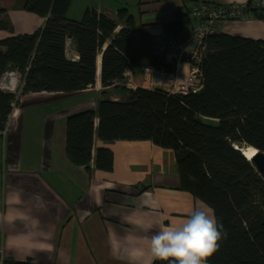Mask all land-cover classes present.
Wrapping results in <instances>:
<instances>
[{"label":"trees","instance_id":"1","mask_svg":"<svg viewBox=\"0 0 264 264\" xmlns=\"http://www.w3.org/2000/svg\"><path fill=\"white\" fill-rule=\"evenodd\" d=\"M71 2L24 0L23 10L45 19L43 27L0 40V75L14 70L24 80L17 98L0 92V132L23 95H69L93 86L100 54L101 86L124 98L102 99L95 110L66 119L67 159L89 173L95 134L102 142L148 141L170 150L179 190L208 206L225 233L207 264H264V180L235 149L264 152V41L221 33L208 36L198 64L202 87L196 93L169 95L159 89L129 88L126 74L139 77L144 67H165L153 54L154 37L136 26L125 8L118 9L114 19L89 8L80 21L69 20ZM259 11L247 3L251 17L264 19ZM5 13L0 8V30L11 32ZM188 25L179 9L163 31L176 38ZM68 40L76 61L66 56ZM94 168L112 171L113 154L108 148L96 149ZM4 264L33 263L7 258Z\"/></svg>","mask_w":264,"mask_h":264},{"label":"crops","instance_id":"2","mask_svg":"<svg viewBox=\"0 0 264 264\" xmlns=\"http://www.w3.org/2000/svg\"><path fill=\"white\" fill-rule=\"evenodd\" d=\"M248 0H72L67 18L80 21L86 9H94L114 19L116 11L125 8L154 38L165 36L163 25L171 23L177 10L185 11L193 4L225 6L245 4ZM24 0H0V8L11 26V32L0 30V40L31 34L41 29L45 19L23 10ZM128 6H133L134 14ZM259 14L264 18V0ZM121 28L117 26L115 32ZM219 33L264 41V19L247 18L221 26ZM169 37V36H168ZM66 56L78 59L72 43L66 42ZM100 57V54L98 55ZM96 58L93 86L74 94L29 93L19 98L0 132V213L10 211L6 200L22 190L25 207L39 216L45 233L29 251L10 248L9 239L25 231L20 223L0 225V241L6 257L16 262L31 260L33 264H128L112 251L109 238L113 233L150 237L160 227L180 222L193 207L206 206L179 190V177L173 153L151 142H102L93 139L90 172L73 165L65 155V122L69 116L95 110L97 103L108 98L124 97L104 89ZM165 63L170 71L173 65ZM100 63V58H99ZM181 74L189 67L180 65ZM14 71V70H8ZM126 86L129 74L125 75ZM139 82V77H132ZM132 88V87H129ZM105 91V93H103ZM98 120H94L96 129ZM108 148L113 154L110 172L95 170L97 148ZM39 194L46 210L33 207V194ZM209 208L208 206H206ZM137 222H151L154 228L144 232ZM19 245L22 241H16Z\"/></svg>","mask_w":264,"mask_h":264},{"label":"clouds","instance_id":"3","mask_svg":"<svg viewBox=\"0 0 264 264\" xmlns=\"http://www.w3.org/2000/svg\"><path fill=\"white\" fill-rule=\"evenodd\" d=\"M24 80L18 71H6L0 75V92L16 94L22 91ZM33 207L46 210L43 198L37 193L32 197ZM10 211L0 213V225L20 223L25 231L9 239V247H23L31 251L44 237L39 216L26 208L22 190L13 192L6 200ZM144 232L154 228L151 222H137ZM222 225L217 221L210 208L193 207L187 217L180 222H172L160 227L150 237L134 234L124 236L113 233L109 243L118 259H126L128 264H153L162 261L166 264H207L220 248L224 239ZM16 241H22L17 244ZM2 264V262H0Z\"/></svg>","mask_w":264,"mask_h":264},{"label":"built area","instance_id":"4","mask_svg":"<svg viewBox=\"0 0 264 264\" xmlns=\"http://www.w3.org/2000/svg\"><path fill=\"white\" fill-rule=\"evenodd\" d=\"M261 0H248L245 4H229L225 6H213L210 4H193L185 14L189 25L179 37L157 36L152 42L153 54L173 65L170 71L164 68L144 67L139 76L136 86L146 90H162L169 95L196 93L202 87V77L198 64L206 52L205 39L213 34H218L223 24L231 21L252 18L247 12V3L259 8ZM185 62L189 71L186 75L181 74L180 65ZM134 82L129 74L131 87ZM18 91L15 96H19ZM14 108V107H13ZM7 131L5 125L4 135ZM6 251L0 241V262L6 261Z\"/></svg>","mask_w":264,"mask_h":264},{"label":"water","instance_id":"5","mask_svg":"<svg viewBox=\"0 0 264 264\" xmlns=\"http://www.w3.org/2000/svg\"><path fill=\"white\" fill-rule=\"evenodd\" d=\"M248 148H251V149L254 150V153L251 156V158L249 159V161L253 164V166L256 169V171L259 173V175L264 180V152H259L258 150L254 149L252 147H248ZM235 149L238 150V151H240V149H238L237 147H235ZM241 154L243 155V153H241Z\"/></svg>","mask_w":264,"mask_h":264},{"label":"bare ground","instance_id":"6","mask_svg":"<svg viewBox=\"0 0 264 264\" xmlns=\"http://www.w3.org/2000/svg\"><path fill=\"white\" fill-rule=\"evenodd\" d=\"M99 56H98V69L100 68V63H99ZM241 153H243V155L249 160L251 158V156L254 153V150L251 148H247V147H243L240 148Z\"/></svg>","mask_w":264,"mask_h":264},{"label":"rangeland","instance_id":"7","mask_svg":"<svg viewBox=\"0 0 264 264\" xmlns=\"http://www.w3.org/2000/svg\"><path fill=\"white\" fill-rule=\"evenodd\" d=\"M128 7L130 8V12H132V13L134 14V8H133V6H128ZM136 84H137V83L133 82V83L131 84V87L136 86Z\"/></svg>","mask_w":264,"mask_h":264}]
</instances>
